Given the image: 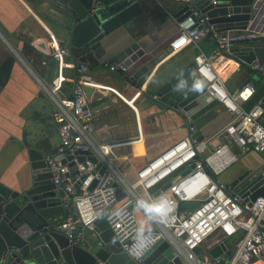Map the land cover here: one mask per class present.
<instances>
[{"label": "built area", "instance_id": "1", "mask_svg": "<svg viewBox=\"0 0 264 264\" xmlns=\"http://www.w3.org/2000/svg\"><path fill=\"white\" fill-rule=\"evenodd\" d=\"M176 1L188 5L189 14L178 20L179 33L172 41L171 49L179 52L190 44L199 48L194 58L197 63L196 78L219 100L221 110L234 114L214 133L227 138L228 142L218 144L205 156L206 140L193 138L195 128L190 127L185 137L143 164L136 171L135 180L130 182L107 154L117 144H96L93 139L95 118L85 89L91 87L93 81L90 64H76L69 60V48L53 41L51 54L59 62L61 73L50 93L56 102L53 116L59 125L61 143L45 159L54 173L55 184L63 190L65 216L56 228L67 235L72 244H80L83 231L94 232L98 218L112 209L107 216L110 227L122 249L141 263L144 254L164 238L170 242L176 255L184 257L187 264H213L208 256H198L196 250L215 235L223 239L237 237L235 250L227 264L262 262L264 196L259 195L250 204L217 175L237 162L238 155L233 148L244 154L255 150L262 155L264 163V97L246 110L243 104L256 93L258 84L249 78L235 89H230L216 68L215 60L218 57L236 60L238 66L243 65L257 72L261 82H264V64L257 59L246 63L233 52L239 41L264 40V0L256 10L255 0L247 25L225 31L217 30L194 0ZM212 3L216 4L217 0H212ZM204 39L215 42L212 52L206 53L201 49L200 42ZM63 68H77L78 72L68 96L60 94L64 81ZM111 69L115 68L111 66ZM154 97L158 98L157 95ZM79 152H85L86 159L78 160ZM61 156L74 158L65 163ZM90 156L96 157V161ZM69 162L73 164L70 166ZM189 167L190 171L183 174ZM101 168L104 170L101 171ZM178 175L180 177L175 179ZM262 176L264 178V170ZM116 182L127 192L120 200L116 194ZM157 190L159 193H155ZM140 200L163 202L169 210L161 215L150 213L138 204ZM187 202L196 203L197 206L190 209ZM139 208L153 223L141 234L145 239L151 237L152 242L146 248L132 247L140 228Z\"/></svg>", "mask_w": 264, "mask_h": 264}, {"label": "crops", "instance_id": "2", "mask_svg": "<svg viewBox=\"0 0 264 264\" xmlns=\"http://www.w3.org/2000/svg\"><path fill=\"white\" fill-rule=\"evenodd\" d=\"M140 1L145 13L107 37L97 51V63H89L93 91L88 99L96 125L93 139L96 144H117L107 153L109 158L112 161L116 158L120 165L128 162L127 169L134 175L152 157L185 137L190 128L180 112L154 97L153 78L173 75L192 62L199 52L193 44L179 52L171 49L179 33L175 14L184 8L182 1ZM261 3L262 0H256L255 10ZM63 22L51 0H0V183L11 190L22 191L30 184L31 148L46 156L54 153L61 143L59 125L53 116L56 102L50 89L61 73L59 62L51 54V45L63 38ZM133 40L138 41L143 54L125 69L122 79L107 64V58ZM256 44L264 45V40ZM200 47L210 53L215 42L204 39ZM68 59L78 64L72 57ZM145 64L150 65V71L139 80L130 81L129 78ZM215 65L232 90L252 79V71L238 66L236 60L218 57ZM240 68H245L246 72L236 79ZM77 76V68H63L62 96L70 95ZM224 138L218 134L207 138L204 154L220 143H227ZM233 149L239 156L237 162L217 175L226 183L244 170L255 169L263 163L262 155L255 150L240 154ZM208 169L211 171L210 166ZM64 216V210L55 213L57 224ZM141 218L139 227L149 229L151 225ZM95 236V232L86 229L81 243L87 244ZM207 240L210 241L204 250L206 253L219 241L225 242L228 251L216 258L225 261L234 252L237 237L223 239L215 235Z\"/></svg>", "mask_w": 264, "mask_h": 264}, {"label": "water", "instance_id": "3", "mask_svg": "<svg viewBox=\"0 0 264 264\" xmlns=\"http://www.w3.org/2000/svg\"><path fill=\"white\" fill-rule=\"evenodd\" d=\"M51 1L64 20L63 38L59 44L67 46L70 56L78 63H94L97 51L107 37L145 13V6L140 0ZM254 2L217 0L213 4L212 0H194L195 5L219 31L247 25L254 10ZM188 14L189 6L185 5L175 14V18L181 20ZM259 40L239 41L233 52L246 63L257 59L264 64V45L256 44ZM142 54L138 41L133 40L111 54L107 64L113 66V72L124 79L125 69ZM196 69L197 63L193 60L167 78L154 77L155 89L152 94L157 95L161 103L180 112L189 126L195 128L193 138L204 141L230 121L234 114L229 110L217 109L219 100L196 78ZM149 71L150 65L145 64L129 80H139ZM257 84L256 93L243 104L246 110H250L264 97V82H261L260 77ZM85 89L90 96L92 88L87 86ZM29 154L32 168L29 186L22 191H15L0 183V264H183L170 242L164 238L144 254L142 263L123 250L107 220L112 209L96 221V236L92 241L72 244L67 235L57 230V221L54 219L56 212L64 210L63 190L55 184L54 173L48 166L45 154L33 148ZM61 157L65 163L74 158ZM77 158L80 161L86 159L85 152H79ZM90 159L96 161L94 156H90ZM72 164L69 162L70 166ZM190 169L187 168L183 174ZM263 170L264 163L255 169L244 170L229 184L234 192L251 204L259 195L264 196ZM115 186L119 200L127 195L118 182ZM155 193H159V190ZM186 205L190 209L197 206L191 202ZM227 251L225 242L220 241L210 248L209 253L218 258Z\"/></svg>", "mask_w": 264, "mask_h": 264}, {"label": "rangeland", "instance_id": "4", "mask_svg": "<svg viewBox=\"0 0 264 264\" xmlns=\"http://www.w3.org/2000/svg\"><path fill=\"white\" fill-rule=\"evenodd\" d=\"M244 72H246V69L245 68H240L239 70H238V72L236 73V79H237V76H239L241 73H244ZM234 76V77H235ZM251 77H252V79H254V81L256 80L257 82L259 81V74L257 73V72H251ZM235 80V79H234ZM233 80V81H234ZM255 81V82H256ZM230 82V81H229ZM235 82V81H234ZM256 82V83H257ZM224 140H226L225 138H224ZM240 154H244V153H241L240 152ZM239 154V155H240ZM109 155V154H108ZM110 156H114V154H110ZM205 156H206V154H205ZM239 157V156H238ZM113 159V163L118 167V169H120V171H122V173L126 176V178L130 181V182H133L134 180H135V175L134 174H131L129 171H128V162L126 163L125 162V165H120L119 163H118V161H117V159L116 158H112ZM138 224H139V221H140V217H142L141 219H143L142 221L143 222H146V224L148 225V224H153L152 223V221H149L148 220V218H147V215L145 214V212L142 210V209H138ZM148 220V221H147ZM149 222V223H148ZM209 241L210 240H207V241H205L197 250H196V254L198 255V256H200L201 258H202V256L204 255V254H207V256L210 258V259H212L213 260V263L214 264H227V262H228V257H226V258H228L227 260L225 259V261L224 260H219V259H216V258H212L211 257V255L209 254V253H206V252H204V250L206 249V247L208 246V244H209ZM180 259L182 260V262H183V264H187V261L184 259V257L183 256H180Z\"/></svg>", "mask_w": 264, "mask_h": 264}, {"label": "clouds", "instance_id": "5", "mask_svg": "<svg viewBox=\"0 0 264 264\" xmlns=\"http://www.w3.org/2000/svg\"><path fill=\"white\" fill-rule=\"evenodd\" d=\"M138 204L143 207L146 211L156 214V215H161L165 212H167L169 209L166 208L165 204L163 202H145L143 200L138 201ZM144 229L143 228H138L137 229V235L136 238L134 239V243L132 247H141V248H146L147 246L150 245L151 237L150 238H143L142 233Z\"/></svg>", "mask_w": 264, "mask_h": 264}, {"label": "bare ground", "instance_id": "6", "mask_svg": "<svg viewBox=\"0 0 264 264\" xmlns=\"http://www.w3.org/2000/svg\"><path fill=\"white\" fill-rule=\"evenodd\" d=\"M231 64H232V63H231ZM257 264H264V260H263L262 262L259 261V263H257Z\"/></svg>", "mask_w": 264, "mask_h": 264}, {"label": "trees", "instance_id": "7", "mask_svg": "<svg viewBox=\"0 0 264 264\" xmlns=\"http://www.w3.org/2000/svg\"><path fill=\"white\" fill-rule=\"evenodd\" d=\"M172 1L174 2V0H172ZM173 13H174V12H173ZM96 63H97V60L94 62V64H96ZM94 64H93V65H94ZM252 72H253V71H252Z\"/></svg>", "mask_w": 264, "mask_h": 264}]
</instances>
